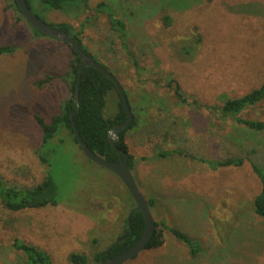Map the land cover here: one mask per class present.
<instances>
[{
	"label": "rangeland",
	"instance_id": "rangeland-1",
	"mask_svg": "<svg viewBox=\"0 0 264 264\" xmlns=\"http://www.w3.org/2000/svg\"><path fill=\"white\" fill-rule=\"evenodd\" d=\"M73 0L49 9L31 0V12L48 24L66 23L79 32L81 44L123 86L136 124L125 142L133 156L130 169L155 222L164 221L199 243L194 258L163 229L164 243L144 249L123 264H264V221L252 210L260 189L248 160L240 167L211 170L182 154L222 158L251 154L264 165V130L253 131L222 120L203 108L177 102L167 85L174 79L187 100L220 105L264 82V0ZM125 23V41L111 29L108 12ZM0 176L32 186L48 170L57 187L56 205L12 212L0 205V264H24L13 239L45 250L51 264H69L71 252L85 253L87 264L124 231L134 201L118 177L88 160L69 131L60 126L37 157L41 131L58 114L68 95L60 80L69 62L68 46L49 36H34L0 0ZM83 49V50H84ZM53 75L41 87L40 79ZM118 107L111 89L105 116ZM264 121V99L241 113ZM250 155V153H249ZM234 232L224 242L225 228Z\"/></svg>",
	"mask_w": 264,
	"mask_h": 264
},
{
	"label": "trees",
	"instance_id": "trees-1",
	"mask_svg": "<svg viewBox=\"0 0 264 264\" xmlns=\"http://www.w3.org/2000/svg\"><path fill=\"white\" fill-rule=\"evenodd\" d=\"M5 1L7 8L11 9L15 13L16 20L24 21L32 30L34 36H45V34L38 32L26 22L15 0ZM38 1L49 9H61L65 4H68L73 0ZM82 1L83 3L81 4V8L85 6V0ZM26 2L29 9L31 10V0H26ZM37 16L40 17L39 15ZM107 16L111 29L116 32L121 42L124 43L126 34L124 30L125 23L112 11L108 12ZM50 25L68 33L77 41L82 49H84L79 38V32H70V25L66 23H56ZM66 45L70 50L71 58L69 59L64 72L60 76V80L65 83L68 95L60 102V110L58 114L54 115L49 122H46L41 116H35L36 123L41 131V141L39 148L36 151L37 157L43 164L46 166L48 165L46 158L48 152L44 151L42 148L55 137L60 126L65 127L69 131L73 137V140L78 145L69 119L70 112L75 111L73 119L76 123V127L81 138L86 142L87 146L94 153L100 156H105L108 160H117L118 155L116 150L113 149L112 145L107 141V133L112 126L122 122L125 119L126 115L121 105L120 98L117 94L118 107L116 112L112 116H105L104 107L106 103V97L111 89L115 90L114 85L110 79L103 77L102 73L97 69L90 66H85L82 69L79 80L78 104L76 105L74 102V96L76 91L79 57L68 44ZM15 50L16 47L13 45H0V55H10ZM84 51L91 56L87 50L84 49ZM53 77V75H47L35 83L41 87L43 84L51 81ZM167 85L173 90V93L178 100L177 102L180 104H190V106L195 108H203L210 114H218L219 118L222 120H233L234 122L241 124L253 131L264 130V121L244 118L241 116V113L244 110L249 107L256 106L264 99V82L241 96L226 98L220 105L201 104L194 98L189 102L184 92L181 90L179 84L174 79H169ZM135 124L136 118L133 117L130 125L119 132V138L115 141L117 149L123 150L128 155V165L130 169L133 166V156L128 153L127 144L125 142V134L127 130L133 127ZM176 153L196 159L199 162L206 164L211 170L225 167H240L244 163L245 159L248 160L251 169L256 175L260 184V189L257 194H255L251 202L252 210L257 217L264 221V165L255 158L251 157V154L255 155L257 153L255 148H251L250 150L246 151L244 156L240 154H234L222 158L195 156L180 149L164 151L159 150L156 152V155L160 157H166ZM57 203V187L48 170L46 171V175L43 177V179L39 183H36L32 186H20L9 183L8 181L4 180L2 176H0V205L9 211L17 212L30 208H41L47 205L53 206ZM147 203L148 206L151 207L154 204V200L150 198L147 200ZM129 223L131 231L127 226L126 216L124 231L118 235L117 238L124 237L126 235H128V237L124 238L122 241L118 242L107 250V247L114 241L113 240L105 249H103L101 252H98L94 256V260L96 262L99 263V256L102 255L104 250H106V253L103 255V258H110L128 248L138 239L144 229V220L142 214L139 211L133 212L129 216ZM163 229L169 231L178 242L182 243L188 249L190 257L194 258L197 256L198 252L200 251L199 243L181 230L167 225L164 221L155 222V231L148 241L145 249L158 248L163 245ZM233 232V226L232 224H229L225 228L224 242H228V239H230ZM11 247L14 250L22 253L24 256V264H51V258L49 254L34 244L26 243L25 241L16 238L13 239ZM67 259L69 264H87L90 260L87 254L79 252L69 253Z\"/></svg>",
	"mask_w": 264,
	"mask_h": 264
},
{
	"label": "water",
	"instance_id": "water-1",
	"mask_svg": "<svg viewBox=\"0 0 264 264\" xmlns=\"http://www.w3.org/2000/svg\"><path fill=\"white\" fill-rule=\"evenodd\" d=\"M23 18L26 20V22L36 29L38 32L45 34L47 36L53 37L61 42H64L68 44L71 49L77 54L79 57V67L77 70V81H76V91L74 96V102L76 105L78 104V93H79V80L81 76L82 69L85 66H90L95 69H97L99 72L102 73L103 77H107L110 79L114 85V88L120 98L121 105L123 107V110L125 112V119L112 126L107 133V141L112 145V148L116 150V153L118 155L117 160H108L105 156H100L96 153H94L86 144V142L81 138L79 131L76 127V123L73 119V115L75 111H71L69 114V119L71 122V128L73 131V134L77 140V143L83 153V155L90 161L103 166L110 170L112 173H114L118 179L121 181V183L124 185L130 196L132 197L135 205L134 207L128 212L127 214V226L130 230V223H129V216L135 212L139 211L144 220V229L142 234L138 237V239L130 245L125 250L121 251L120 253L116 254L113 257H110L108 259H103L102 256L99 258L100 264H123L127 260L133 258L135 255H137L140 251L144 250L148 241L152 237L154 231H155V221L154 218L150 212L147 200L145 197L140 193L134 178L131 174V170L128 165V155L120 149H117L115 145V141L119 138V132L128 127L133 119V115L131 113L128 99L126 92L117 79V77L108 71L106 67H104L102 64H100L98 61H96L92 56L87 54L82 47L77 43V41L70 36L68 33H66L63 30L57 29L53 27L52 25L46 23L44 20H42L37 15L33 14L31 10L29 9L26 0H15ZM131 231V230H130ZM128 235L124 237L116 238L107 249H110L113 245L117 244L118 242L122 241L124 238H127Z\"/></svg>",
	"mask_w": 264,
	"mask_h": 264
},
{
	"label": "flooded vegetation",
	"instance_id": "flooded-vegetation-1",
	"mask_svg": "<svg viewBox=\"0 0 264 264\" xmlns=\"http://www.w3.org/2000/svg\"><path fill=\"white\" fill-rule=\"evenodd\" d=\"M108 248V247H107ZM108 250V249H107ZM106 253V250H104L103 251V253H102V255H100V256H102V258H103V255ZM100 256H99V258H100ZM104 259V258H103ZM106 259H108V258H106ZM100 264V263H99Z\"/></svg>",
	"mask_w": 264,
	"mask_h": 264
}]
</instances>
